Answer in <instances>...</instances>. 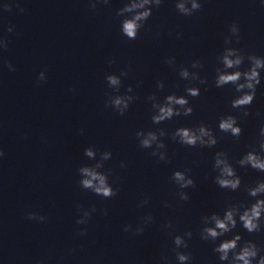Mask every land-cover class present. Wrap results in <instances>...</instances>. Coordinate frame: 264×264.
Listing matches in <instances>:
<instances>
[{
  "label": "clouds",
  "instance_id": "obj_1",
  "mask_svg": "<svg viewBox=\"0 0 264 264\" xmlns=\"http://www.w3.org/2000/svg\"><path fill=\"white\" fill-rule=\"evenodd\" d=\"M109 3V0H89V7L92 10L97 8L98 4ZM164 3V0H126L123 7L116 12L117 17H122L120 21L121 33L128 40H135L140 33V30L145 27L147 21L152 16L153 9H158ZM264 3V0H262ZM203 7L201 0H175V8L177 12L183 16H192L199 12ZM4 11H11L12 5L5 3L2 6ZM19 12L23 13L24 8L17 5ZM9 33L13 31L10 25L7 29ZM177 38L180 33H177ZM240 28L235 22L229 25L228 32L224 36L223 50L218 54L217 60L221 67L216 68V78L214 85L216 88H223L226 85H232L236 93H239L231 100V107L240 111V119L246 118L252 113L249 111L257 94V87L261 85V73L264 71V56H258L254 53L245 54L244 50L232 46L235 42H240ZM8 40L0 37V51H6L8 48ZM247 61V68L242 66ZM109 64L115 63L114 58H109ZM165 63L169 66H175V57L165 58ZM5 66L9 71H15V67L6 62ZM178 67V75L181 80L189 81L190 83L198 82L200 85H206L207 80L201 78L200 72L204 65L200 60L191 62V69L180 65ZM131 66L127 70H121L119 75L107 74L105 80L109 89L113 94L107 95L105 107L112 108L120 116H124L128 111L132 102L138 97L133 95V88L129 85L124 94H120L122 86L121 77H127ZM47 75L45 71L39 72L37 82L46 81ZM139 86V85H138ZM165 84L162 80L156 81V88L162 91ZM207 90V89H205ZM74 91V89L72 90ZM201 94V90L196 86L185 87V95L178 96L175 93L168 94L161 101L156 93H152L146 99L151 103L153 113L151 121L155 125H160L165 121L172 120L174 117H188L193 113V107L190 104L188 97L196 98ZM257 116L261 114L256 113ZM218 129L220 132L230 134L232 137L239 139L243 133V129L239 124L237 116L228 114L221 116L218 121ZM81 133L83 129L80 130ZM170 139L188 148H213L218 143V138L210 127L201 122L194 127H178L170 134L163 128L155 130H138L135 136L138 140L139 147L142 149H152L150 156L155 157L157 162H169L167 155V146L164 143L163 137L169 136ZM84 155L95 161L92 165H83L78 168L79 185L83 190L90 191L93 194L103 198L111 199L118 195V189L113 188L109 182L111 170L102 171L105 161L112 158V152L109 150L99 152L97 159V150L94 146H89L84 149ZM4 156V152L0 149V158ZM236 163L241 168H251L257 172L264 173V123L259 128L258 148L250 146V150L244 153ZM127 165L124 161L120 162V167L125 168ZM213 171L216 172L214 183L221 189H226L235 192L241 188L242 180L236 169L231 163L229 154L226 151H217L214 154ZM192 169L176 170L169 178L174 183L179 191L177 195L181 201H188L190 196L184 189L195 188V180L190 175ZM246 192L249 197L253 198L254 202L250 204L229 203L223 210V215L213 212L209 215L201 217V228L199 237L202 241H210L215 245L213 252L218 255L221 264H264V248L252 239H243L240 233H235L230 239H223L228 233H232L239 224L247 233L255 234L264 232V179L258 180L255 185L246 186ZM150 203V197L145 196L138 203V207H145ZM164 206L168 207V202H164ZM78 216L75 221L77 225H87L94 213L97 212L95 205L90 208H85L83 205H77ZM100 212L107 216L108 210L101 209ZM26 218L30 221L45 222L47 217L37 212H28ZM154 217L151 214H146L140 217V223H137L135 228L132 224H126L123 227L124 232H133L135 235H141L144 232L146 225L151 224ZM163 229H171V221L162 225ZM172 236L173 245L172 252L175 254L177 264H191L192 254L182 251L189 247L188 241L192 239V231H186L183 235H173L171 231L168 233ZM78 236H86L87 228H79ZM220 240L218 244H215ZM38 264H44L39 261ZM159 264H169L167 255H161Z\"/></svg>",
  "mask_w": 264,
  "mask_h": 264
}]
</instances>
